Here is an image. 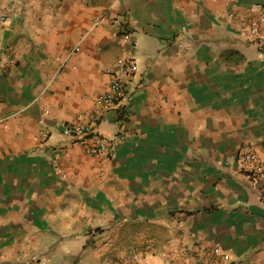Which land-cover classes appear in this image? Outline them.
<instances>
[{
  "label": "crops",
  "instance_id": "crops-1",
  "mask_svg": "<svg viewBox=\"0 0 264 264\" xmlns=\"http://www.w3.org/2000/svg\"><path fill=\"white\" fill-rule=\"evenodd\" d=\"M262 11L0 0V264H264V201L238 164L264 159ZM129 54V95L96 121L112 154L71 146L64 126L90 121Z\"/></svg>",
  "mask_w": 264,
  "mask_h": 264
},
{
  "label": "built area",
  "instance_id": "built-area-1",
  "mask_svg": "<svg viewBox=\"0 0 264 264\" xmlns=\"http://www.w3.org/2000/svg\"><path fill=\"white\" fill-rule=\"evenodd\" d=\"M248 30L250 37L264 54V11L260 16L250 21ZM125 37L132 46H135L138 42L137 36L133 33H126ZM136 71L137 60L132 54H129L111 71L112 81L110 87L97 98V108L94 113L90 114V121L86 124L64 126V134L70 138L71 146L82 145L86 153L92 156H110L112 154V139L96 129V121L102 113L120 103L129 95L127 84ZM238 164L250 177L253 185L259 188L261 199L264 201V159L262 156L254 150H249L238 156Z\"/></svg>",
  "mask_w": 264,
  "mask_h": 264
}]
</instances>
